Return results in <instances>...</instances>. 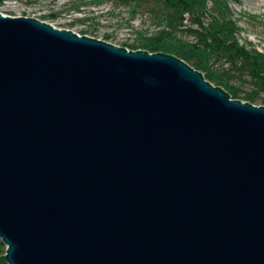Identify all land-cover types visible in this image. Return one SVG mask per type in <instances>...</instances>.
<instances>
[{
    "label": "water",
    "instance_id": "1",
    "mask_svg": "<svg viewBox=\"0 0 264 264\" xmlns=\"http://www.w3.org/2000/svg\"><path fill=\"white\" fill-rule=\"evenodd\" d=\"M0 238L9 264H264V105L0 13Z\"/></svg>",
    "mask_w": 264,
    "mask_h": 264
},
{
    "label": "trees",
    "instance_id": "2",
    "mask_svg": "<svg viewBox=\"0 0 264 264\" xmlns=\"http://www.w3.org/2000/svg\"><path fill=\"white\" fill-rule=\"evenodd\" d=\"M119 1L131 7L133 18L141 8L148 9L157 27L151 35L140 34L134 43H125L124 48L178 57L234 99L264 105V52L239 41L238 22L228 0ZM101 2L97 0L95 4ZM95 29V25L91 26L81 34L96 35ZM105 38L111 39L109 35ZM237 81L249 83L251 90L244 93ZM0 264H9L5 255H0Z\"/></svg>",
    "mask_w": 264,
    "mask_h": 264
},
{
    "label": "rangeland",
    "instance_id": "3",
    "mask_svg": "<svg viewBox=\"0 0 264 264\" xmlns=\"http://www.w3.org/2000/svg\"><path fill=\"white\" fill-rule=\"evenodd\" d=\"M102 1L95 4L97 0H0V13L12 17L36 18L79 36H83L82 30L91 29V26L95 25L96 35L86 36L122 47L125 43H134L140 34L151 35L157 31L148 9L141 8L133 18L131 7L126 3L119 0ZM228 1L233 17L238 22L239 41L243 44L251 43L264 52V0ZM44 17L49 18L43 20ZM80 19L93 20L81 24L78 22ZM107 35L111 38L109 41H106ZM241 82L237 81L236 84H240L244 93L251 90L249 83ZM0 242L3 243L0 245V255L6 256L8 246L1 238Z\"/></svg>",
    "mask_w": 264,
    "mask_h": 264
},
{
    "label": "bare ground",
    "instance_id": "4",
    "mask_svg": "<svg viewBox=\"0 0 264 264\" xmlns=\"http://www.w3.org/2000/svg\"><path fill=\"white\" fill-rule=\"evenodd\" d=\"M7 17V16H6ZM80 37H82L81 35H80ZM151 54H154V53H151ZM206 79V78H205ZM206 81H208L207 79H206ZM209 82V81H208ZM212 84V83H211ZM212 85H214V84H212ZM215 86V85H214ZM215 87H218V86H215Z\"/></svg>",
    "mask_w": 264,
    "mask_h": 264
}]
</instances>
